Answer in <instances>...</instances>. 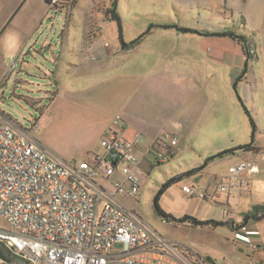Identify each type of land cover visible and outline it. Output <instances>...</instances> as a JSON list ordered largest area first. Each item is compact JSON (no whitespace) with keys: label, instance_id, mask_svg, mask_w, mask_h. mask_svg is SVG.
<instances>
[{"label":"crops","instance_id":"obj_1","mask_svg":"<svg viewBox=\"0 0 264 264\" xmlns=\"http://www.w3.org/2000/svg\"><path fill=\"white\" fill-rule=\"evenodd\" d=\"M28 1L0 0V26L4 25L0 31V60L6 69L10 66L8 67L7 63L5 65V59L18 57L25 49L23 42H19L17 38L21 36L20 34L16 38L13 35H6L14 22L20 21ZM44 1L47 3L46 0ZM109 1L108 7L111 8L112 1ZM262 3L260 1L256 3L255 0L251 8L259 10ZM119 4L120 1L118 7ZM228 5L232 6L230 3ZM224 6L227 8V4ZM202 9L206 10V8ZM244 11V8H240L238 13ZM220 18L213 21L215 24L213 27L197 28L209 32L208 34L177 32L173 28H161L173 30V32L157 34V37L163 41L171 40L170 42L175 45L159 48V54H157L160 59L156 63L146 58L147 52L152 51L151 48L144 50L142 47L160 27L153 28L149 34L134 44L131 42L142 33H131L129 38L126 37L123 22L124 41H121L118 23L111 18H105V21H95L96 31L91 36L86 33L87 31L81 38L72 36L71 31L68 30L67 37H60L59 52H55L57 45L52 52L53 69L50 68L48 71L52 74L57 90L50 97L46 93L45 96L49 97L51 102L43 108L38 128L42 129V119L48 111L54 110L56 102L61 103V107L57 109L58 112L64 113L74 121L77 120L86 131L96 130L101 136L100 141L106 130L111 127L114 117L117 114L122 115L129 123L126 129L128 136L136 130H142L145 133L144 141L139 149L141 153L139 169L144 175L143 189L139 196L140 202L149 174L155 169L151 154L146 148L150 145L151 139L162 130L179 132L178 155L174 158L179 157L180 162L185 161L184 166L179 164V174L203 167L193 164V160L197 158L199 161L201 159L206 161L209 156L226 148L250 145L247 149L235 154L216 158L207 164L204 162V167L196 174L202 173L201 177L207 176L205 184L200 189L196 188L193 183L198 181L196 175H192L195 176L194 181L179 180V188L173 202H175L174 209H177L178 217L188 214L198 219L215 221L213 225H207L214 229L217 227L230 228L227 232H233V235H226L220 254H223V257H230L234 262L238 257L233 254V251H244V248L241 249L239 246L250 248L240 232L234 233L240 229L241 222L246 223L250 229L249 236L257 240L260 246L253 250V255L260 257L258 259H263L264 221L259 220L264 219V62L261 61V55H264V36L261 38L260 50L259 30L249 28L255 30V36L250 37V40L256 44L258 56L247 60L243 45L237 39L221 32L224 27L230 26L240 31L247 27L248 21L244 19V22L240 21L239 25L236 22L231 25L229 21H223ZM65 22V26L66 23L67 27L70 26L68 22ZM101 32H111L118 42L107 40L104 34L98 38ZM174 48H179V100H164L162 92L157 101L158 93L156 92L159 90V81L158 77H153L152 68L158 64L174 67L175 62L172 61L175 59ZM164 68L167 74L174 73ZM171 88L170 91H172ZM204 89L208 93H204ZM222 91L226 93L227 100H225V109L219 113L221 105L216 99V93ZM176 92L178 98V91ZM183 92L184 98L180 99ZM243 105L249 110L254 122H251ZM215 120L220 123L216 129L219 130L220 137L224 139L216 142L208 150H202L198 142L197 144L191 143L199 134L211 133V127L208 125ZM238 125H243L244 141L239 138ZM37 137L62 157L77 159L57 151L55 145L46 136L39 134ZM183 137L188 139L187 141L190 139V143L187 142L184 146ZM220 144L226 145L225 148H220ZM94 149L95 143L90 144L88 154L81 158L89 157L91 152L100 151L102 147L100 150ZM195 150L202 154L199 157L195 156ZM242 161H251L259 166V172L252 175L251 187L218 191L217 184L220 179L227 176L228 168ZM217 169H219L218 172ZM212 177L215 179L212 180ZM184 184H192L195 194L188 195L183 192ZM163 205L161 207L164 211L171 213ZM245 218H247L246 221ZM225 230L223 229V232ZM164 237L167 239L166 236ZM190 251L194 252V250ZM197 253L206 257L200 252Z\"/></svg>","mask_w":264,"mask_h":264},{"label":"built area","instance_id":"obj_2","mask_svg":"<svg viewBox=\"0 0 264 264\" xmlns=\"http://www.w3.org/2000/svg\"><path fill=\"white\" fill-rule=\"evenodd\" d=\"M65 0H50L62 8ZM12 71L18 59L11 58ZM10 73V71H9ZM31 126L0 107V242L25 264H211L199 253L185 252L168 241L123 197L137 198L144 183L139 169L142 130L126 134L128 122L117 114L100 141L102 150L81 159L64 158L34 133ZM177 130H162L146 149L153 162L178 155ZM258 164L231 165L218 191L250 188ZM183 192L195 194L192 184ZM241 234L251 249L257 240L241 222ZM0 264H19L0 250ZM249 264H264L252 259Z\"/></svg>","mask_w":264,"mask_h":264},{"label":"rangeland","instance_id":"obj_3","mask_svg":"<svg viewBox=\"0 0 264 264\" xmlns=\"http://www.w3.org/2000/svg\"><path fill=\"white\" fill-rule=\"evenodd\" d=\"M119 1L120 4L117 11L124 22L126 37L130 36L131 33H142L148 28L152 21H174L177 24H184L193 28H204L203 26L213 27V25H215L213 21H217L216 18L220 17L223 21H229L231 25H233L234 22L239 25L240 21L246 19V21H248V28L259 30L261 37L258 44L261 50V38L264 36V0H256V3L257 1L263 2L259 10L251 8L255 0ZM229 3L233 7H229ZM109 4V0H65L64 6L56 10L55 8L49 7L44 0H29L20 21H15L6 35H13L16 38V36L20 34L21 36L17 38L19 42H23L25 49L23 53L15 57L18 59V64L12 71L9 68L6 69L2 60H0V107L18 118L26 126H31V120L41 116L45 105L51 102L49 97L57 90V86L53 82L51 76L52 74L48 70H50V68L53 69V63L51 62L52 52L56 48V45L58 47L55 52H59L60 37H67L68 30L71 31L72 36H80V38L84 36L86 31L89 36L94 35L96 31L95 21H105L108 8H110L108 7ZM226 4L227 8L224 6ZM202 8H206V10ZM240 8H244L245 11L238 13ZM241 15H243V18ZM65 21L70 24V26H68L70 29L67 27ZM2 27L0 26V31ZM171 32H173V30L169 31L158 28V30L146 40L142 48L144 50L151 48L152 50L151 52H147V60L156 63L157 60L160 59L158 55L159 48L175 45L170 42L171 40L163 41V39L157 37V34ZM101 34H104L107 40H111L114 43L118 42L116 36L111 34V32H101L98 34V38L102 36ZM173 52L175 58L172 60L175 62L174 67L158 64L152 68L153 77H158L159 81V90L156 92V94L158 93L157 101L162 92L163 95H161L164 100H179V48H174ZM261 61L262 63L264 62V55H261ZM6 63L8 67L11 66V59L6 58L5 65ZM164 67H166L168 71L174 73L167 74ZM176 70H178V72H176ZM170 87H172V91H170ZM176 91H178V98L176 97ZM46 93H48L49 97L45 96ZM204 93H208V91L204 89ZM216 95V99L221 105L219 113H222L223 109L226 107L225 100H227V95L224 91L220 93L217 92ZM183 98L184 92L180 99ZM60 107L61 103L56 102L54 110L48 111L46 116L42 119V129L40 130L37 128L35 134L37 136H39V134L46 136L49 141L55 145L57 151L68 154V157L78 159L86 156V154H88V146L94 143V150H100L101 136L98 135L96 130L86 131L79 125L77 120L74 121L64 113L58 112L57 109ZM206 111L209 112L207 109ZM47 115L48 119H46ZM219 124L220 123L216 120L210 123L208 126L211 127V133H201L194 137L191 143H200L202 150L211 148L216 142L218 143L219 140L224 139L220 137L219 130L216 129ZM242 128L243 125H238L239 138L241 141H244L245 137L243 138L242 136ZM187 140L188 139L183 137L182 144L184 146L187 142L190 143V139L189 141ZM219 146L223 149L226 145L220 144ZM177 148L179 149V144ZM195 154V156L199 157L202 152L199 153L195 150ZM193 162L194 165L204 166L205 159L199 161V158H197L193 160ZM180 163L183 166L185 165V161L182 160V162H180L179 157L162 164L154 163L155 169L149 174L148 183L144 188L141 202L139 201L140 195L135 199L123 197V200L128 205L134 207L149 223L166 236L168 241L188 246L206 257L211 256L216 264H248L252 259L260 258L253 255V249L244 246H239L241 249L244 248V251H233V254H236L238 257L235 262L228 256L223 257L224 255L220 254V252H222L220 250L224 247L225 237L226 235H233V232H227L230 231L228 227H217L214 229L211 226H197L190 223H180L179 225V222L171 221L162 215L159 216V212L156 210L155 197L168 179L179 174ZM213 171L215 170L213 169ZM216 171L218 172L219 169ZM201 175L202 173L196 176L201 177ZM194 177L195 176H184L182 179L194 181ZM206 179L207 176L205 175L197 182L194 181L193 183L196 188L200 189L202 185L205 184ZM214 179L212 177V180ZM178 188L179 181L172 184V186L160 196L159 200L160 205L164 204L163 206L168 212H171L169 214L176 217H178V213L176 211L177 209H174L175 202H173V199ZM164 198L165 201L163 202ZM259 221L263 222L264 219ZM6 225V220L0 216V226ZM223 229H226L225 232H223ZM239 232H242L241 229H238L237 232L234 233L238 234Z\"/></svg>","mask_w":264,"mask_h":264},{"label":"trees","instance_id":"obj_4","mask_svg":"<svg viewBox=\"0 0 264 264\" xmlns=\"http://www.w3.org/2000/svg\"><path fill=\"white\" fill-rule=\"evenodd\" d=\"M112 1V7L108 9V14L106 16V18H111L115 21H117L118 26H119V36L121 41H124V27H123V21H122V17L120 16V14L118 13V3L119 0H111ZM243 18V17H242ZM244 22V19H243ZM174 28L179 32H191V33H198V34H208L209 32L197 29V28H192V27H187L181 24H177L176 22H165V21H158V22H151L150 25L148 26V28L142 32V34H140L134 41L131 42V44H134L136 42H138L143 36L149 34L151 32V30L153 28ZM222 34L228 35L232 38L237 39L244 47L245 49V54L247 57V60L249 59H254L258 56V51H257V47L256 44L253 43L250 40V37H254L255 36V30H251L247 27L242 28L240 31L237 30L236 28L230 26V27H224L223 31L221 32ZM244 109L247 112V114L250 116V120L251 122H254L251 114L249 112V110L247 109V107L245 105ZM248 147H250V145L248 144H244V145H238V146H234V147H230V148H226L216 154H213L211 156H209L206 161L205 164H207L208 162H211L213 160H215L216 158H222L228 155H232L235 154L236 152L240 151V150H245ZM171 160V159H170ZM156 164H162L160 162H154ZM204 167V166H203ZM203 167H199V168H194L191 169L189 171H186L184 173L181 174H177L175 176H173L172 178L168 179L165 183H164V188L161 192V195L175 182L181 180L184 176H192V175H196L198 172L201 171V169ZM160 197L158 198V203L156 206V210L157 212H159L160 215L168 218L171 221H176L179 223H190L193 225H197V226H204V225H213L215 221L213 220H202V219H198L195 216L192 215H183L181 217H176L172 214H169L167 212L164 211V209L161 207L160 203H159ZM245 221L247 220V218L244 219ZM221 224H224V222H221ZM177 246L182 249L185 252H189L188 246H184L181 245L179 243H177Z\"/></svg>","mask_w":264,"mask_h":264},{"label":"water","instance_id":"obj_5","mask_svg":"<svg viewBox=\"0 0 264 264\" xmlns=\"http://www.w3.org/2000/svg\"><path fill=\"white\" fill-rule=\"evenodd\" d=\"M46 2L49 4V3H50V0H46ZM200 178H201V177H197L196 180H199ZM164 186H165V185H163V186L161 187V189L158 191V193H157V195H156V197H155V205H156V206H157V203H158V198H159V196H160V194H161V192H162ZM258 218H260V217H258ZM0 250H1V252H2L6 257L15 260V261H16L17 263H19V264H25V261H24L23 259H21V258H19V257L12 256V255L9 253V251H8L7 247L5 246V244L2 243V242H0ZM207 260H208L209 262H211L212 264H216V262L213 260L212 257H207Z\"/></svg>","mask_w":264,"mask_h":264},{"label":"flooded vegetation","instance_id":"obj_6","mask_svg":"<svg viewBox=\"0 0 264 264\" xmlns=\"http://www.w3.org/2000/svg\"><path fill=\"white\" fill-rule=\"evenodd\" d=\"M211 263V262H210ZM212 264V263H211Z\"/></svg>","mask_w":264,"mask_h":264}]
</instances>
